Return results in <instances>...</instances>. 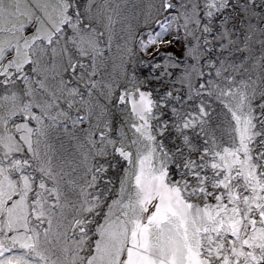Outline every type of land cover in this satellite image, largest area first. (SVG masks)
<instances>
[{"label": "snow or ice", "instance_id": "6c2138e0", "mask_svg": "<svg viewBox=\"0 0 264 264\" xmlns=\"http://www.w3.org/2000/svg\"><path fill=\"white\" fill-rule=\"evenodd\" d=\"M0 264H264V0H0Z\"/></svg>", "mask_w": 264, "mask_h": 264}]
</instances>
